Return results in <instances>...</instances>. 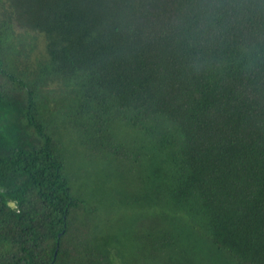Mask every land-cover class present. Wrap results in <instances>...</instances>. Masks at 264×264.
Masks as SVG:
<instances>
[{
	"label": "trees",
	"instance_id": "16d2710c",
	"mask_svg": "<svg viewBox=\"0 0 264 264\" xmlns=\"http://www.w3.org/2000/svg\"><path fill=\"white\" fill-rule=\"evenodd\" d=\"M33 1L49 69L0 60V264H264V0ZM56 143L128 210L79 197Z\"/></svg>",
	"mask_w": 264,
	"mask_h": 264
},
{
	"label": "rangeland",
	"instance_id": "374dc122",
	"mask_svg": "<svg viewBox=\"0 0 264 264\" xmlns=\"http://www.w3.org/2000/svg\"><path fill=\"white\" fill-rule=\"evenodd\" d=\"M3 2H6L7 5V10L5 13L2 12ZM26 5H28L29 9L30 7H36L35 9H37L36 5H39V2H35L33 0L30 1L0 0V60L7 59L8 53H13V54L15 53L16 54L15 58H17L16 56L21 55L20 57L17 58V60L15 59L16 60L15 68L18 71L19 67H17V65L23 68V64L22 62H20L21 59L25 60L27 54L34 55L35 52H37L38 57L36 56L37 59L33 57L32 65L34 64V66H36L40 64V62H42L43 64L41 65L43 66L40 67L49 69L47 67L48 64H46L47 59H45V53H44L45 51H43V45L41 44V46L35 47L33 45L35 43H32L29 39V36L34 37L35 33L32 34L29 31L28 34L26 33L25 27H27L29 23L27 19H23V12L24 9H26L27 7ZM70 10L72 11L75 10L73 5L71 6ZM32 32L35 31L33 30ZM87 36L90 35L88 34ZM7 65L5 64V67H8ZM43 81H44L43 78L36 77L33 80V83L30 84V88L33 91V98L35 101L38 102V108L40 110V114H38L39 116L49 114V112H51L50 105L52 106L55 105V102L52 99L54 96L53 93L54 91L57 92V89L60 86L58 82L52 83V81H49L48 83L45 81L44 83H42ZM57 83L59 85H57ZM0 86H1V90H3L6 94L8 90L15 91L14 90L15 85L9 83V80L7 79V77L2 75L1 71H0ZM60 144L56 143L57 148L60 149L61 152H63L62 149L63 150L65 149V152L62 153L63 158L64 160H67L69 162L66 174L72 178L76 176L77 181L75 182V188L73 189L79 195V197L81 196L83 198L89 197L90 207H94V208L97 207L96 210L99 212L101 211L103 212L105 210L104 211L105 215H111L113 213H118L120 211L126 212L128 210L127 205L124 204L125 208H119L118 207L119 204H117L114 200V198L119 195V193H116L118 188L115 191L114 188L115 185L111 181H109L110 184L108 185L106 184L107 179L104 178L105 176H108L106 170L104 172L100 168L101 165L99 166L93 163L92 164L89 163L88 165L90 166L87 168L89 170V174H88L89 176L84 177V174L81 172L83 170V164L80 158L81 157L80 151L77 149V147H74L73 145L72 148H70L69 145L65 146ZM110 171H112V169H110ZM123 190L124 192H127L128 196H131V193L135 192V190L132 191L130 190V188H123ZM93 192L95 194H93ZM110 195L113 196V198H110L111 200L109 201V198H107L106 196L109 197Z\"/></svg>",
	"mask_w": 264,
	"mask_h": 264
}]
</instances>
